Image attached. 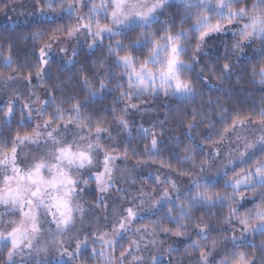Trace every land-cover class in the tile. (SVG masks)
<instances>
[{"label":"clouds","instance_id":"clouds-1","mask_svg":"<svg viewBox=\"0 0 264 264\" xmlns=\"http://www.w3.org/2000/svg\"><path fill=\"white\" fill-rule=\"evenodd\" d=\"M0 264H264V0H0Z\"/></svg>","mask_w":264,"mask_h":264}]
</instances>
